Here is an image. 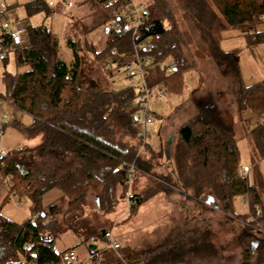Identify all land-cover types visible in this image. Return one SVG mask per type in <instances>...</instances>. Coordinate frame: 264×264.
I'll use <instances>...</instances> for the list:
<instances>
[{
    "label": "trees",
    "instance_id": "trees-1",
    "mask_svg": "<svg viewBox=\"0 0 264 264\" xmlns=\"http://www.w3.org/2000/svg\"><path fill=\"white\" fill-rule=\"evenodd\" d=\"M176 2L188 27L201 37L207 56L222 74L238 77L237 50L221 49L222 34L228 29H249L244 33L248 46L264 42L261 27L264 0ZM124 3L125 0H79L78 4L86 10L79 16L82 33L101 28L103 34V39L99 38L96 44L85 42L91 55L109 75L114 63L118 68L131 60V40L140 41L141 54L148 55L154 63L147 67L152 70L148 85L152 88L156 85L158 93L182 95L189 64L181 51L182 41L168 2L145 1L144 20L134 34L130 28L105 26L110 17H118L117 11ZM24 9L27 16L52 11L46 0H29ZM120 20L126 24L124 19ZM0 42L14 52L17 68L26 66L15 73H3L5 92L2 96L33 117L30 125L18 128L22 136L42 135L39 145L32 148L19 145L8 150L0 161V188L5 191L1 201L12 194L25 195L30 199V211L34 215L18 223L0 212V264H68L62 255L67 250H75L74 245L58 251L55 244L63 232L69 231L77 240L88 244L90 237L106 241L101 229L107 228L95 220V213L89 214L86 205L91 203L88 196L93 194L98 209L102 213L109 212L113 207L112 190L118 183L121 189L125 187L126 172L122 166L132 160L137 147L123 139L125 135L132 138L136 132L129 108L135 95L134 87H83L79 78L78 42L65 37L72 52L71 60L66 62L58 56L56 34L45 24H28L23 45L12 46L3 34H0ZM166 58L177 63L169 73L160 65ZM237 92L238 122L243 124L244 136L250 141L255 156L263 157L264 119H253L255 115L260 117L264 110V81L244 84L239 80ZM217 111L210 97L205 98L196 119L179 129L172 153L176 183L191 190L195 197L208 192L226 213H233V198L240 194L248 204L249 212L244 214L248 218L257 214L260 195L246 174L241 173L237 141L229 128L216 123L215 120L220 119ZM135 164L146 171L151 168V162L145 159L138 158ZM53 187L58 189L57 198L43 205V192ZM142 200L141 196H135L131 206L135 207ZM262 242L257 244L259 264L264 262V240ZM165 244L161 242L140 251L122 249L118 253L122 257H116L112 249L104 247L100 259L96 245L94 249L87 245V250L92 256L91 264H163L173 261L169 257L173 247L166 249ZM251 246L249 241L244 247L241 264H249ZM21 256L24 259H20Z\"/></svg>",
    "mask_w": 264,
    "mask_h": 264
},
{
    "label": "rangeland",
    "instance_id": "rangeland-1",
    "mask_svg": "<svg viewBox=\"0 0 264 264\" xmlns=\"http://www.w3.org/2000/svg\"><path fill=\"white\" fill-rule=\"evenodd\" d=\"M27 1L29 0H0V4L3 5L0 14H3L10 22H17L23 27H26L28 24H45L50 27L58 39V56L66 62L71 60L72 52L66 45L65 37L69 36L76 40L80 46L79 51L81 54V63L79 78L83 87L118 89L133 85V82H129L125 79L120 65L117 68V63H114V69H112V73L108 75L94 56L91 55L85 42L88 43L91 41L96 44L99 38L103 39V34L101 33V28L94 30L92 33H82L83 31L79 25V16L84 15L86 10L78 4L79 0H70L72 2V6L70 7L65 5V0H46L52 10L51 13L41 11L30 16H27L24 9ZM166 1L168 2L171 13L175 19V24L182 41L180 47L185 56L186 63L189 64V62L192 61L196 62L195 66L197 70L193 68L189 72H185L186 86L189 87V82L192 79V72H194V74L195 72L199 74V78L203 80H201V86L203 87L196 94H189L188 99L190 96L196 98V96L204 94L207 89H211L213 92H216V90H226V93L229 94L228 98H236L235 91L230 88L233 87V83L231 84V79L234 80L232 78L233 75L230 74L229 76L231 77L228 76L231 79H229L227 75H223L217 65L211 59L205 58L202 54L200 55L201 57H198L199 60L195 59V53L198 46H201L200 49H203L202 39L196 32L189 31L188 21L183 17V14H180L179 10H181V7L176 0ZM112 18L113 17H110L106 21L105 26L109 27L107 22ZM165 23L168 26L167 21H165ZM261 27L264 28V24H262ZM247 30L249 29H229L227 32L228 34H231V37L223 39L222 41V46L226 45L234 47L237 50L236 59L238 60V67L244 84L264 81V42L248 46L244 38V33ZM226 41H228V44ZM202 49L199 51L203 52ZM170 60V58H166L160 63V65L163 66L169 63ZM25 68L26 66L17 68L14 60V52L12 50L7 49L3 52L2 57H0V96L2 98H4L2 94L5 92L4 83L2 81L3 73H15L17 70ZM151 72V69H146L147 79ZM195 76L198 77L196 74ZM235 79H237V77ZM213 80L215 81L214 88L216 90H213L214 88L212 87V83H214ZM157 88L156 85L153 87L154 94L149 101V110L153 116V124L147 128L148 135L146 138L152 145L160 144V137L157 132L163 117L170 122L171 128L168 129V132H171L172 130H176L178 122L183 123L184 120L189 117H192L193 119V116L195 115L192 102H189L188 99L186 102L184 100L180 101L186 96L185 93L179 96L160 94L157 92ZM230 91H233L234 93H231ZM175 102L182 103L177 107H174L171 114H167L170 107ZM1 111H6L8 113L6 119L8 123L5 125L3 132L0 135V148L10 150L19 145L31 144L33 141L30 140L29 137L22 136L16 127V125H20V123L28 124L32 119L31 115L8 103L1 105ZM172 121L175 122V125H173ZM238 125L241 126V123L238 122ZM166 134L167 132L164 136ZM243 134L240 136L243 137L240 140V163L249 170L251 168L254 169L257 180L254 186L260 197H263L262 199H264V160L260 161L258 164L254 163L253 160H250V155L247 152L248 148H251L250 141ZM177 135L178 133L175 134L173 143L170 145V153L173 152V147L178 137ZM133 138H130L128 135L123 137V139L128 140L130 143L137 144L135 154L132 160L129 161L135 163L136 159L147 158L148 156L145 157V155L149 154L146 147L142 146L137 139L134 140ZM156 149L158 151L159 147L157 146ZM158 157L163 159L161 156ZM135 166L137 168V177L133 180L131 190L136 198H138L139 195V197L141 196L144 200L147 196V193H143L140 190L142 184L146 183V178L148 179L147 185L149 186H151L152 183L154 185L158 183L167 186L163 183L164 180L161 179V175H164L163 172H167L166 168L153 164L152 168L146 171L143 168L137 167L136 164ZM164 169L166 171H163ZM246 177L248 180L251 179L250 174H247ZM157 179L160 181H157ZM126 191L127 187L125 186L121 189V185L118 183L112 190L113 209L104 214L102 212H94L95 220L99 224H103L106 228L112 229L115 237H118L120 247L116 250L117 252L113 251L116 257H122V255H118L122 249L139 251L141 245L145 244L144 242H153L156 238H158L160 242L166 237V235H168L171 229L175 228V223L180 220L186 222L187 219L196 218L197 223L194 227L196 235L199 236L202 234L203 237L206 235L208 241L209 238H211V241L210 243L207 242L206 249H197V251H194L195 253H191L185 257L184 260L187 261L186 263L181 264H241L243 261L244 247L255 235H259L257 231L258 227L264 230V225L261 223L262 217L259 218L256 215H248V218H246L245 215H235L234 212L226 213L219 205L217 208L212 204L205 205V195L208 194V192H204V194L195 199L192 198L190 201H186L183 200V198L185 199V196L183 197L182 194H176L177 192L172 190L173 192L163 195L164 201L161 199L156 201L152 199L149 201L148 205L146 204L147 207L144 205L142 206V204H137L135 207H128L125 200ZM189 192L190 195H192V191ZM4 194L5 191L0 188V212L4 217L18 223L23 222L29 217L34 218V215H31L30 211V199L27 196L12 194L7 200L2 202L1 199ZM57 196L58 189L55 187L49 188L43 192L41 202L43 205H48L53 202ZM154 196L156 197L157 195ZM233 204L234 210H246L248 207L244 202L243 196L240 194L234 196ZM90 205L92 204L88 203L86 206L89 214L93 213L90 209ZM109 213L111 214L109 218H107ZM155 219H160L161 222H167V224L160 225L154 229L149 228L150 230L153 229V234L148 235L146 238L147 233L143 224H145L146 221H152ZM172 234H174V232ZM260 234L263 235L264 233L261 232ZM239 235H241V238L237 239ZM244 235L247 240H245ZM105 243L106 241L100 239H97L94 243L98 249L97 257L99 259L104 255L102 249L104 248ZM55 244L56 250L58 251L74 245L78 261L71 264H91V253L87 250L88 242H80L71 232L66 231L60 234L56 238ZM163 264H173V262L170 261ZM249 264H258L257 246H251Z\"/></svg>",
    "mask_w": 264,
    "mask_h": 264
},
{
    "label": "crops",
    "instance_id": "crops-1",
    "mask_svg": "<svg viewBox=\"0 0 264 264\" xmlns=\"http://www.w3.org/2000/svg\"><path fill=\"white\" fill-rule=\"evenodd\" d=\"M142 1L145 2L148 0H142ZM2 6L3 5L0 4V10H1ZM179 11H180V14L182 15L183 14L182 9ZM189 31H192V29L189 28ZM227 31H229V29ZM227 31L223 32V34H222L223 37L220 41V47H221V49H223L225 51L236 50L234 47H229L226 45L222 46L223 39H228L229 37H231V34H228ZM190 35H191V33H190ZM226 43L228 44V41H226ZM200 47L201 46H198V48H197V51L195 53V59L199 60L198 57H201L200 56L201 54L203 56H205V58L208 59L209 57L207 56L204 47H203V49L201 48L203 52H200L201 51ZM192 57H194V56H192ZM195 65H196L195 61L189 62V68L186 70V72H189L193 68L197 70ZM237 66H238V60H237ZM238 71H239V67H238ZM238 73H239V76L237 77V79H235L236 76L232 77L234 80L229 78L231 76L227 75V77L229 76L228 78L231 79V84L233 83V87H230V88L233 91H235L236 98H234V97L228 98L229 94L226 93V90H222V91L216 90L214 88L215 87V81L213 80L214 83H212V87L214 88L213 90H216V92L215 91L213 92L211 89H207L204 94L198 95V96H196V98H194V96H190L188 99L189 94H191V95L196 94L203 87V86H201L203 80L199 78V74H197L195 72V74L198 76V77H196L194 72H192L193 75L190 73L192 79L189 82L190 83L189 87L186 86L185 91L183 92V94L185 93L186 96L183 99H181L180 101L184 100L186 102V100L188 99L189 102L193 103L194 111H195V115L193 116L194 118L192 119V117H189V118L185 119L183 123L178 122V126H177L176 130H172L171 132H168V129L171 128L170 122H168V120H166V118L163 117V119H161L159 129L157 132L159 134V137H160V144L152 145L149 143V141H147L146 150H147L149 155H145V157H147V156L148 157L144 158V159L151 162V166H150L151 168H152V165L155 164L156 166H159L162 168L164 167L167 169V172H163L164 175H161L164 177L163 183L167 186H164L162 184L160 185L158 183L156 185H154L152 183L151 186H149V185H147L148 179L146 178V181H145L146 183L142 184L141 189H140L141 192L147 193V196L145 197V199L142 200V202L140 203V204H142V206L144 205L145 207H147L146 204L148 205L149 201L152 199H154L155 201L160 200V199L162 201H164L163 195H166L170 192H173L172 190H175L177 192L176 194H180V195L182 194L183 197L185 196V199L183 198V200H186V201L189 200L190 201L192 198L193 199L196 198L193 196V193H192V195H190L189 191H191V190H185L182 186H180L179 184L176 183V176L174 174L173 163H172V158H171L173 152L170 153V145L173 143L174 136L176 133H178L179 129L184 124H186L187 122L196 119L197 115L200 114V106L202 105L203 99L210 97L211 102L215 106V108L218 110L217 113L220 117V119L215 120L216 123H219L221 126H224L227 129L229 128L231 130L232 134L234 135V137L237 141V146H238V150H239V154H240V140H241V138H243L240 136H242L244 128H243L242 124H241V126L238 125V118H237V115L235 113V102H236L237 94H238L237 91H238V86H239V80L242 81L240 71ZM223 75H226V74H223ZM193 77H194V80H193ZM185 78L186 77L184 75V80H185ZM185 85H186V80H185ZM233 91H230V92L232 93ZM160 94H162V93H160ZM180 103H182V102H175L170 107V110L167 112V114H171L174 107H177L178 105H180ZM212 111L215 112L214 109H212ZM31 118L32 119L28 124L20 123V125H16V127L17 128L26 127V126L30 125L33 122V117L31 116ZM216 118H218V116H216ZM258 118H260V117L258 115H255L253 120H258ZM172 122H173V125H175V122L174 121H172ZM241 131H242V134H241ZM166 132H167V134L169 133L168 135L166 134L167 137H166V135L164 136V134ZM147 135H148V133H147ZM132 138L135 140L136 135L134 134L132 136ZM29 139L32 140L33 142L27 146L29 148H32V147H35L41 143L42 135L40 133H38V134H35L33 136H30ZM157 146L159 147L158 151L156 149ZM247 146H248V144H247ZM247 152L250 155V160H253L254 163L258 164L260 161L264 160V156L257 158L255 156V153L251 150V148L250 149L248 148ZM158 156H161V158L163 157V159H160ZM241 166L245 168V172L243 174H246V175L250 174L251 175V179L248 181L251 185H254L257 181L256 180V173H254V169L251 168L249 170L247 167L243 166L242 164L240 165V167ZM163 171H166V170L164 169ZM136 177H137V175L135 176V179H136ZM183 193H185V194H183ZM154 195H157V196L155 197ZM208 197H211L212 200H209ZM262 198L260 197L261 202L259 204V207L257 208L256 216H258L259 218L262 217L261 223L264 225V199H262ZM243 199H244V202L247 204L244 196H243ZM88 200L91 201V203H92V205H90V209H91V211H93V213L94 212H96V213L101 212L98 209L99 204L96 201V198L93 194H90L88 196ZM204 202H205L204 203L205 205L212 204L216 208L219 207L218 203L215 201V199L210 194L205 195V201ZM87 205H88V203H87ZM205 205H203V206H205ZM247 206H248V204H247ZM112 209H113V207H112ZM233 212L235 215H244L246 212H249V207H247L246 210H234V204H233ZM106 213H108V212H106ZM110 214L111 213H109L107 215V218H109ZM152 221H154V222H152ZM152 221H146V223L143 224L144 229L146 230V233H147L146 238L148 235L153 234L152 230L154 228H156L160 225L167 224V222L166 223L161 222L160 219H155ZM196 223H197L196 218L187 219L186 222H184V220L183 221L180 220L177 223H175L174 227L176 229L175 228L171 229V231L168 233V235L165 234L166 237L162 241L159 242L158 238H156L153 242H144L145 244L141 245L140 250L148 249L149 247L153 246L154 244L159 245L161 242L162 243L164 242V244L167 243V244H165L166 245L165 247L163 246L164 248L168 249L171 246L173 247V249H172L173 252L170 253L171 255H169V257H172V259H173V261H172L173 264L186 263L187 261L184 260L185 257H187L191 253L192 254L195 253L194 251H197V249H206L207 242L210 243V241H211V238H209V241H208V238L206 237V235L204 237L202 234L199 236L196 235V232L194 230ZM149 228H153V229L150 230ZM173 232H174V234H172ZM260 233L261 232H258L259 235L258 236L255 235L253 237V239L251 240L252 246L256 247L257 244H259V242H262V240H264V236H263L264 234L261 235ZM113 237L119 243L118 237H115L114 233H113ZM240 238H241V235H239L237 237V239H240ZM169 243H171V244H169ZM262 245L264 247V244H262ZM260 264H264V262H262Z\"/></svg>",
    "mask_w": 264,
    "mask_h": 264
},
{
    "label": "built area",
    "instance_id": "built-area-1",
    "mask_svg": "<svg viewBox=\"0 0 264 264\" xmlns=\"http://www.w3.org/2000/svg\"><path fill=\"white\" fill-rule=\"evenodd\" d=\"M65 5L67 7L72 6L70 0H65ZM146 3L137 0H125V3L118 9V17L110 19L107 24L112 29H132V34L138 29L139 25L144 20L143 10ZM120 19H124L126 24H124ZM0 29L1 34L5 35L8 39V43L12 46L23 45L25 43V27L21 26L17 22H10L6 17L0 14ZM132 43V58L129 61L123 62L121 65V70L127 81L133 82V87L135 95L129 103V108L131 109V115L136 125V139L142 146H147V128L153 124V116L149 110V101L154 94L152 87L148 85L146 78V69L148 66L153 65V61L148 55L141 54L142 42L131 40ZM7 50V45L4 42H0V57H2L3 52ZM177 63L174 59H171L169 63L163 65L164 71L169 73L173 71ZM8 103L4 98L0 96V135L3 132L5 125L8 123L6 111H1V105ZM9 104V103H8ZM260 118L264 119V110L260 113ZM8 150L0 148V161L4 159L7 155ZM122 168L126 172L125 186L127 191L125 193V200L128 207L131 206L135 200V195L131 190L133 180L135 178L137 168L134 162L125 163ZM240 171L243 174L245 172L244 167H240ZM258 232L264 233V230L260 227L257 228ZM105 240V248L112 249L116 251L119 248V243L113 237L112 229H105L102 235ZM97 238L90 237V243H95ZM98 252V251H97ZM97 255V253H96ZM92 257V256H91ZM24 259L23 256L19 257ZM63 261L68 264L76 263L78 261V256L75 250L70 249L64 252L62 255ZM99 259V258H98Z\"/></svg>",
    "mask_w": 264,
    "mask_h": 264
},
{
    "label": "water",
    "instance_id": "water-1",
    "mask_svg": "<svg viewBox=\"0 0 264 264\" xmlns=\"http://www.w3.org/2000/svg\"><path fill=\"white\" fill-rule=\"evenodd\" d=\"M208 198H209V200H212L211 197H208ZM103 233H104V229H101V234L103 235ZM88 247L91 248V249H94L95 248V244L90 243V244H88Z\"/></svg>",
    "mask_w": 264,
    "mask_h": 264
}]
</instances>
